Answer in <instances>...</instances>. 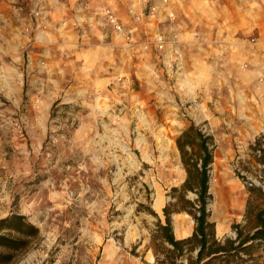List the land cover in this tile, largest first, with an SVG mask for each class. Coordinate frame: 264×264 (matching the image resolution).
Wrapping results in <instances>:
<instances>
[{"label":"rangeland","instance_id":"rangeland-1","mask_svg":"<svg viewBox=\"0 0 264 264\" xmlns=\"http://www.w3.org/2000/svg\"><path fill=\"white\" fill-rule=\"evenodd\" d=\"M54 1L0 0V48L11 53V41L2 35L14 31L17 49L16 60L0 50V220L20 215L38 229L10 264H155L146 251L155 221L150 212L162 218L170 189L185 180L175 139L191 124L215 143L208 210L216 237L254 233L264 210V125L213 112L225 85L213 83L202 59L188 74L174 67L182 72L180 83L160 86L156 101L147 89L133 97L125 77L91 92L74 70L53 68L52 48L60 39L46 22L53 21ZM117 1L129 13L131 1ZM169 1L178 15L168 18L189 35L166 40L176 58L179 45L260 42L255 21L246 31V0ZM247 1L255 16L258 0ZM20 35L28 36L25 48ZM172 223L193 231L184 213L173 215ZM239 258V264H264V240L253 241Z\"/></svg>","mask_w":264,"mask_h":264},{"label":"crops","instance_id":"crops-1","mask_svg":"<svg viewBox=\"0 0 264 264\" xmlns=\"http://www.w3.org/2000/svg\"><path fill=\"white\" fill-rule=\"evenodd\" d=\"M56 1L52 4L53 10L51 9L50 12L53 21L46 22L55 29L54 38L60 39L55 42L56 47L52 48L53 68L67 67L74 70L75 78L84 77L86 80L84 83L87 88H91V92L98 85L106 87L112 83L117 86L119 83L116 81L125 77L126 79L122 81L133 97L149 93L151 96L148 94V98L152 97L156 101L160 86H166L172 80L180 83L182 72H174V67L188 74L191 67L195 65L199 67L202 59V64L209 66L213 72V83L215 80H222L220 84L226 87L223 90L224 95L214 99L213 112L218 110V113L222 114L221 117L225 118L248 119L250 125L254 121L264 125V0H258L259 9L255 16L252 9L250 10L249 2L246 0L245 3L246 31L253 30L255 21L256 37L260 39L255 47L247 40L241 39L229 41L226 46L222 45L220 48L218 41L215 40L212 41L210 48L205 42L201 47L190 43L187 46L179 45L181 56L178 58H176L178 54L173 53L175 49L172 44H166L163 51H158L153 44V38L157 34H162L167 41L172 40L173 36L178 39L176 42L189 40L185 37L188 35L187 32L182 33L179 30L181 25L178 21L168 18L173 11L176 17L178 15L175 6L169 0L166 2L150 0V4L156 7L154 15H147L144 0H130L127 6L129 13L118 4L117 0ZM105 10L111 11L117 17L128 33V38L110 28L106 22ZM5 37L11 41L7 49L11 53L1 48L0 50L16 60L17 55L12 54H16L17 50L12 44L13 38L16 37L14 31L9 32V35L5 32L2 38ZM19 39L21 48H25L28 36L20 35ZM145 43H149L150 46L148 51L143 52ZM43 46L44 44L34 43L33 48L43 52L45 50ZM34 60L33 58V62ZM259 79H263L262 83L257 82ZM187 83L186 90H189L191 83ZM196 97L198 98V92ZM168 100L170 101L171 98L169 97ZM172 226L174 236L178 240L192 234V231L185 230L181 225L174 226L172 223ZM148 244L149 240L146 251L151 252ZM151 257L154 261L152 252Z\"/></svg>","mask_w":264,"mask_h":264},{"label":"trees","instance_id":"trees-1","mask_svg":"<svg viewBox=\"0 0 264 264\" xmlns=\"http://www.w3.org/2000/svg\"><path fill=\"white\" fill-rule=\"evenodd\" d=\"M185 180L179 187H172L169 201L162 209V218L150 212L155 221L149 228V244L155 264H239V255L255 240H264V210L258 211L254 233L235 239H218L215 225L210 221L208 204L210 171L215 150L214 139L200 127L190 125L175 139ZM264 189V182H263ZM192 193L195 198H188ZM264 199V191L262 193ZM188 215L193 223L192 234L176 239L172 217ZM38 229L20 215H10L0 220V264L12 263L17 255L27 250ZM249 245L247 246V244Z\"/></svg>","mask_w":264,"mask_h":264},{"label":"built area","instance_id":"built-area-1","mask_svg":"<svg viewBox=\"0 0 264 264\" xmlns=\"http://www.w3.org/2000/svg\"><path fill=\"white\" fill-rule=\"evenodd\" d=\"M163 2H166V0H163ZM148 11L150 15H154L156 12V7L154 5H149ZM105 18L107 24L118 34L122 36H126L128 38V33L125 31L124 26L120 23V21L117 19V17L109 10L104 11ZM169 17H172V15H169ZM153 44L156 46L158 51H163L165 45L167 44L166 40L164 39V36L162 34H157L153 38ZM146 49L147 46H144Z\"/></svg>","mask_w":264,"mask_h":264},{"label":"bare ground","instance_id":"bare-ground-1","mask_svg":"<svg viewBox=\"0 0 264 264\" xmlns=\"http://www.w3.org/2000/svg\"><path fill=\"white\" fill-rule=\"evenodd\" d=\"M192 224V223H191ZM182 226V225H181Z\"/></svg>","mask_w":264,"mask_h":264}]
</instances>
